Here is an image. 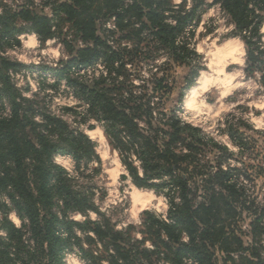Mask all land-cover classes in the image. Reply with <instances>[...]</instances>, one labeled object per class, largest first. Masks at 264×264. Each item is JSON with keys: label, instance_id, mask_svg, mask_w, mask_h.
Here are the masks:
<instances>
[{"label": "trees", "instance_id": "trees-1", "mask_svg": "<svg viewBox=\"0 0 264 264\" xmlns=\"http://www.w3.org/2000/svg\"><path fill=\"white\" fill-rule=\"evenodd\" d=\"M213 4L229 19L232 37L243 43V72L264 96V0ZM44 6L50 17L27 5L0 13V92L10 107V115L0 119V187L10 188L9 199L27 221L34 244L31 248L11 229L18 236L12 247L0 246V264H62L63 256L75 250L89 264H185L188 259L194 264H264V133L253 128L250 137L248 125L225 120L235 154L165 109L172 90L167 69H188L187 85L198 75L192 41L205 1L191 0L189 8L185 1L174 5L172 0H48ZM14 21L28 25L41 41L63 24L69 26L80 46L63 39L67 59L48 70L85 107L76 113L80 126L92 130L88 123L93 120L102 128L126 171L121 177L165 197L164 216L144 211L138 226L121 230L106 219L67 217L94 207L87 191L76 189L75 178L53 157L70 156L80 170L82 163L97 159L94 145L58 118L45 117L42 126L33 121L30 102L7 74L20 64L3 53L19 45L14 33L22 30L11 27ZM109 22L114 29L101 36L99 26ZM161 55L168 56L162 68L155 65ZM142 64L152 69L147 78ZM55 199L63 205L64 218L50 212Z\"/></svg>", "mask_w": 264, "mask_h": 264}, {"label": "rangeland", "instance_id": "rangeland-1", "mask_svg": "<svg viewBox=\"0 0 264 264\" xmlns=\"http://www.w3.org/2000/svg\"><path fill=\"white\" fill-rule=\"evenodd\" d=\"M182 1L186 2V8L190 7L191 0H172V3L178 5ZM204 1L206 6L202 7L192 41L199 56L198 75L191 77L187 85L185 77L188 75V69L180 65H171L167 69L166 75L172 90L165 101V109L168 113L174 112L183 121L201 128L205 134L236 154L235 148L224 132L226 129L224 121L240 120L243 125L250 127V131L245 129L250 137H253V128L264 133V96L258 85L252 79L246 78L243 72L244 46L238 38L232 37L229 19L219 5L213 4V0ZM46 2L48 0H0V13L14 11L19 6L27 5L50 17L49 9L44 6ZM10 25L15 31L22 30V32L14 33L19 45L8 48L3 53L10 61L20 64V67L9 70L7 74L11 85L20 97L30 102L33 121L42 126L46 123L45 117L58 118L69 130L81 131L94 145L97 159H92L86 164L82 163L80 170L75 168V162L70 156L59 157L61 155L57 154L53 157L54 163L75 178V188L82 192L87 191L88 202L94 207L93 210L84 214L68 213L67 217L77 222L86 219L89 221L106 219L117 230H121L127 225L138 226L144 211L164 216L167 211L165 197L150 189L137 188L128 177H121L127 176L126 171L117 153L111 150L102 128L93 120L88 123L94 125L92 130L88 129L87 124L80 126L79 116L77 117L76 113L82 112L85 107L77 104V97L65 87L63 81L57 83L55 76L48 70L57 67L60 60L67 59V53L62 44L63 39L73 41V44L80 46L78 41H74V35L69 30V26L63 24L60 31L54 30L56 32L52 38L41 41L25 23L14 21ZM105 25H100L98 28L101 36L108 34V28ZM167 57V55H161L155 65H161L162 68L163 63L167 62ZM141 66L142 75L147 78L152 69L147 64ZM43 68H46V71ZM201 80L211 81L210 86L201 93L195 106L186 110L185 103L188 96L193 89H197ZM25 106L27 107L28 104ZM9 115V102L0 92V119L7 118ZM29 128L31 127L28 126L26 131ZM244 162L249 164L248 160ZM261 186L262 180H258L256 187ZM10 193L9 187L5 189L0 187V246L14 245L15 240L12 239L18 236L15 232L11 233L10 230L14 229L19 231L23 242H27L33 248L34 244L25 224L27 221L19 217L9 199ZM95 209L102 215H97ZM62 210L63 205L55 199L50 212L64 218ZM247 223L248 221L243 224V227ZM246 230L245 227L244 231ZM89 245L85 244L86 248H90ZM100 246L103 247L102 244ZM12 253L15 252L12 251ZM61 263L89 264L82 259L77 250L67 252Z\"/></svg>", "mask_w": 264, "mask_h": 264}, {"label": "bare ground", "instance_id": "bare-ground-1", "mask_svg": "<svg viewBox=\"0 0 264 264\" xmlns=\"http://www.w3.org/2000/svg\"><path fill=\"white\" fill-rule=\"evenodd\" d=\"M210 82L207 80H201L197 89H193L190 92L188 99L185 103V109L186 110H190L195 106L196 100L200 97L202 92L207 90V88L210 86Z\"/></svg>", "mask_w": 264, "mask_h": 264}, {"label": "built area", "instance_id": "built-area-1", "mask_svg": "<svg viewBox=\"0 0 264 264\" xmlns=\"http://www.w3.org/2000/svg\"><path fill=\"white\" fill-rule=\"evenodd\" d=\"M108 29L107 30H113L114 29V26L112 25V22H109V23H107L106 25H105ZM263 41H264V38L262 39ZM78 74H80V75H83V73H84V71L83 70H79L78 72H77ZM10 74V76H12L13 74L10 72L9 73ZM64 82V81H63ZM61 83V82H60ZM64 84H65V82H64ZM66 85V84H65ZM68 90H70L67 86H65ZM30 93V92H29ZM59 157H63V156H59ZM185 264H194L191 260H186L185 261Z\"/></svg>", "mask_w": 264, "mask_h": 264}, {"label": "crops", "instance_id": "crops-1", "mask_svg": "<svg viewBox=\"0 0 264 264\" xmlns=\"http://www.w3.org/2000/svg\"><path fill=\"white\" fill-rule=\"evenodd\" d=\"M264 28V26L262 27V29ZM262 29H261V32L263 33L264 31H262Z\"/></svg>", "mask_w": 264, "mask_h": 264}]
</instances>
